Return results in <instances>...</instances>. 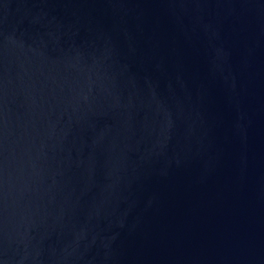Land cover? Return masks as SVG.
Segmentation results:
<instances>
[{"label":"water","instance_id":"obj_1","mask_svg":"<svg viewBox=\"0 0 264 264\" xmlns=\"http://www.w3.org/2000/svg\"><path fill=\"white\" fill-rule=\"evenodd\" d=\"M0 264H264V0H0Z\"/></svg>","mask_w":264,"mask_h":264}]
</instances>
